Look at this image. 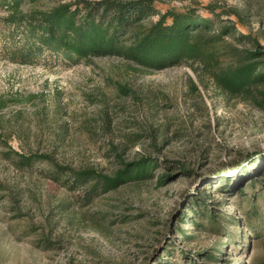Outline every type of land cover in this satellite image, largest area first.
Here are the masks:
<instances>
[{
	"label": "rangeland",
	"instance_id": "1",
	"mask_svg": "<svg viewBox=\"0 0 264 264\" xmlns=\"http://www.w3.org/2000/svg\"><path fill=\"white\" fill-rule=\"evenodd\" d=\"M154 5L205 16L210 5L234 8L244 20L238 30L264 45V1ZM197 66L151 73L120 58L71 64L49 56L19 66L0 53V98L10 102L0 111V264H253L262 249L237 189L249 195L264 180V113L225 101L207 76L201 83ZM28 96L35 99L14 103ZM12 151L109 175L122 161L152 157L157 165L150 178L86 203L47 165H15ZM207 208L219 227L203 219Z\"/></svg>",
	"mask_w": 264,
	"mask_h": 264
},
{
	"label": "trees",
	"instance_id": "2",
	"mask_svg": "<svg viewBox=\"0 0 264 264\" xmlns=\"http://www.w3.org/2000/svg\"><path fill=\"white\" fill-rule=\"evenodd\" d=\"M44 1L0 0V11L4 12L0 17L3 59L19 66H33L48 56L71 64L114 57L151 73L196 64L193 70L201 83L202 77L207 76L225 101L245 102L264 113V45L252 32L238 30V25H244L242 12L210 5L205 8L207 16L194 8L161 13L154 0H61L42 7ZM154 17L157 20L152 22ZM190 85L194 92L198 91L193 80ZM122 91L130 94L126 88ZM34 99L35 96H28L27 100L14 103L26 104ZM9 103L0 98V111ZM8 159L20 168L47 165L50 177L72 191H82L86 203L126 183L150 178L157 165L152 157L125 164L122 161L123 168L109 175L96 168L63 166L45 154L12 151ZM117 159L121 161V154H117ZM167 178L160 177V184ZM261 182V188L249 195L244 194L243 188L237 189L247 228L262 249L253 264H264V180ZM203 219L219 227L210 208L204 211ZM207 258L217 260L215 256Z\"/></svg>",
	"mask_w": 264,
	"mask_h": 264
}]
</instances>
